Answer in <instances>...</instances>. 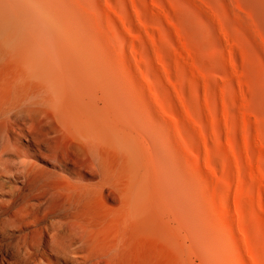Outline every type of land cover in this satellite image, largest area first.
Instances as JSON below:
<instances>
[{"label": "bare ground", "instance_id": "bare-ground-1", "mask_svg": "<svg viewBox=\"0 0 264 264\" xmlns=\"http://www.w3.org/2000/svg\"><path fill=\"white\" fill-rule=\"evenodd\" d=\"M222 1L264 55V0ZM175 3L0 0V264H264L239 152L264 102L218 114Z\"/></svg>", "mask_w": 264, "mask_h": 264}, {"label": "rangeland", "instance_id": "rangeland-1", "mask_svg": "<svg viewBox=\"0 0 264 264\" xmlns=\"http://www.w3.org/2000/svg\"><path fill=\"white\" fill-rule=\"evenodd\" d=\"M170 1H171L170 9L173 11L172 13H174V8L176 5L175 2H177L178 0H170ZM183 3H184L185 8L187 9L189 20L195 22L200 28L199 29L200 34L198 36V43H199L200 56L203 55L201 56L202 61L200 60V65H199L200 75L202 74L200 76L201 77L200 83H201L202 89L205 90L206 87H210V86L214 87V90L216 91V96H215L216 99L215 100L213 99V102L216 107L217 105H219L218 106L219 108L217 107L218 114L224 115L226 113L224 110H227L228 115L232 117V119L234 118L236 120L242 119V116H241L242 110L240 109H242L243 107H238V106H242L244 104L245 107L248 106L246 108H251L253 105L256 104V102L258 103L259 100H262L264 102V55L259 49H257L254 46L253 41L250 38V36L245 31L241 30V28L238 27L236 24H235L236 28H234V33L232 36V39L236 45L234 44L233 49L229 45H227L224 39L227 37V34L225 35L223 32L224 30L222 31L223 27L225 28V25L222 22H220L219 24V20H218V18H223L224 20H226L225 14H224L225 4L223 3L222 0H218V3L216 4V9H215L216 10L215 12H217V15L219 17L216 15V13L205 12V10L201 9L202 7L201 6L199 7V4H197L194 0L192 1L183 0ZM191 10H193L194 12H191ZM211 15H214V17ZM209 16L211 17V19ZM221 24L224 26H222ZM223 34L225 37L223 36ZM188 36L189 35H187L186 39L189 43L190 37ZM240 50L241 51L243 50L245 53L241 52ZM209 51L210 52L212 51V52L210 53ZM228 52H230V54L232 53L234 57H232ZM237 52L241 53L242 58L240 54H238ZM235 53H236V56L234 55ZM244 54L246 56H243ZM230 58L231 60L234 58V60H232L231 63H230ZM233 61L235 62V64H232ZM231 65L235 66L234 68L238 75L241 73L239 75L240 77L236 75V72H233L234 68H232ZM236 65L238 67H236ZM187 67H188L187 68L188 74H191V72H193V69L194 70L197 69L195 66L193 67V65L191 64H187ZM241 69L244 72L243 76H242ZM197 71L199 72V69H197ZM203 71L206 76L202 73ZM231 74H234V75H231ZM245 75L246 77H244ZM203 76L205 78H203ZM208 78H211V79H208ZM220 79H223V80H220ZM226 79L228 80L225 82ZM237 80H241V81H239L238 83ZM221 83H222V86H221ZM238 85L243 86V88L241 86H240L241 88H239ZM222 88L224 89V91ZM240 90L241 92L244 91V94H246V97L244 95V98H247V100H244L237 95L238 93H240ZM253 92H255L256 95H254ZM223 93L224 95H222ZM222 97L224 98V100ZM222 100H223V103H222ZM241 100L243 103L241 102ZM252 116H255L252 111H249L246 113L245 118H247L248 120L249 128H248V133L245 134L247 136L242 142V145L245 143L247 144L248 147L246 145L245 146L247 147V150L250 153V155L247 153L248 154L246 155L247 157L244 156L246 154L244 152H247L246 149H245L246 151H242V149H239V152L241 155L240 157L244 159L246 163L249 164L248 165L245 163L247 167V171H248L250 200L252 203L254 216L256 218V220L251 219V221L257 226L259 224L262 225V223L264 224V209H263L264 207V152L263 151L264 150H262L264 149L263 148L264 140L262 141L263 142V145H262L260 138H258L259 134H258L257 126H255L257 124L255 123L256 117H252ZM262 117H264V109H263ZM250 119H252V121ZM232 128H233L231 131L232 135L233 136L238 135L239 133L238 128L236 129L235 125H233ZM255 132L257 133V136ZM252 139L256 140L257 143H254V140ZM235 141L237 142V140ZM260 142L261 144L258 145ZM244 147H242L243 150H244ZM256 163L259 165L258 167L260 169L258 167L256 168L257 166ZM252 170L254 171L252 172ZM260 200H262V202ZM261 206L263 207L261 208ZM259 235H262V231L260 232L258 231L257 233H255V235H253V238H252L253 247L257 251H259L261 246H264L262 240L260 241L259 239Z\"/></svg>", "mask_w": 264, "mask_h": 264}]
</instances>
